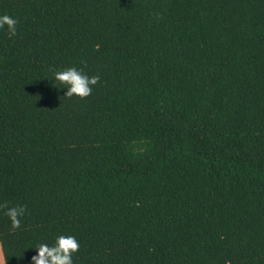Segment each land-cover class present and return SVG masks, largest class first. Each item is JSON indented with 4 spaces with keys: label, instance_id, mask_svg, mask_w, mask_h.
Returning <instances> with one entry per match:
<instances>
[{
    "label": "trees",
    "instance_id": "1",
    "mask_svg": "<svg viewBox=\"0 0 264 264\" xmlns=\"http://www.w3.org/2000/svg\"><path fill=\"white\" fill-rule=\"evenodd\" d=\"M5 264H264V0H0ZM99 76L86 98L53 73ZM57 87V88H55ZM25 206L12 230L7 207Z\"/></svg>",
    "mask_w": 264,
    "mask_h": 264
},
{
    "label": "clouds",
    "instance_id": "2",
    "mask_svg": "<svg viewBox=\"0 0 264 264\" xmlns=\"http://www.w3.org/2000/svg\"><path fill=\"white\" fill-rule=\"evenodd\" d=\"M15 17L8 14L0 15V28L7 25V31L15 35L16 24ZM99 80V76L89 77L75 66L67 67L64 70H57L53 73L52 84H58L59 89H65L64 96L86 98L91 94L92 86ZM57 88V87H55ZM58 89V88H57ZM4 207V205H0ZM25 206L16 205L6 208V215L9 218L11 229L15 230L21 226V217L25 214ZM79 244L74 236L63 234L58 235L54 242L40 243L35 246L37 255L32 257V264H73V254L78 251ZM0 264H5L3 257H0Z\"/></svg>",
    "mask_w": 264,
    "mask_h": 264
},
{
    "label": "crops",
    "instance_id": "3",
    "mask_svg": "<svg viewBox=\"0 0 264 264\" xmlns=\"http://www.w3.org/2000/svg\"><path fill=\"white\" fill-rule=\"evenodd\" d=\"M0 257H3V253H2V249H1V244H0Z\"/></svg>",
    "mask_w": 264,
    "mask_h": 264
}]
</instances>
